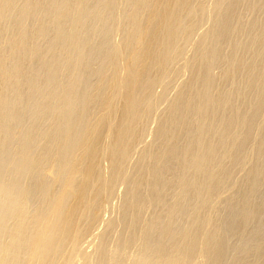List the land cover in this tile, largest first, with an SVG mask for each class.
Masks as SVG:
<instances>
[{
    "label": "bare ground",
    "instance_id": "bare-ground-1",
    "mask_svg": "<svg viewBox=\"0 0 264 264\" xmlns=\"http://www.w3.org/2000/svg\"><path fill=\"white\" fill-rule=\"evenodd\" d=\"M208 1L0 0V264L264 263V0Z\"/></svg>",
    "mask_w": 264,
    "mask_h": 264
},
{
    "label": "rangeland",
    "instance_id": "rangeland-1",
    "mask_svg": "<svg viewBox=\"0 0 264 264\" xmlns=\"http://www.w3.org/2000/svg\"><path fill=\"white\" fill-rule=\"evenodd\" d=\"M206 1H208V0H206ZM214 1H215V0H209L208 3H212V2H214ZM208 20H210V19H207V18H206L205 21H204V24H201V25H200V28L202 27V29H199V28L197 29V31L194 33L195 35L193 36V39H199L198 37L201 36L200 34H202V32L205 31L204 28H205V29L208 28V26H209V23L207 24ZM209 22H210V21H209ZM206 24H207V25H206ZM205 25L207 26V28H206V27H203V26H205ZM198 32H199V33H198ZM117 34H118V33H117ZM117 34L114 35V38H115V36H116ZM196 36H197V37H196ZM117 37H118V38H117ZM117 37L115 38V40L118 41V39H120V35L118 34ZM46 42H48V40H47ZM189 49H190V50H187V55L190 54V53H192L191 48H189ZM190 51H191V52H190ZM179 65H180V64H179ZM215 70L217 71V68H216ZM179 74H180L181 78L185 79V78H186L185 76H186L187 72H185V74H184V72H183V73H179ZM182 75H183V76H182ZM180 76H179V75H176L177 78L174 77V79H175V78H176V79H175V80L173 79V81H172V84H173V85L171 84L172 86L169 88L170 93H169V91L167 90V91H168L167 94H168L169 96H168L167 94H166V95L169 97V100H170V97H171V96H174V95L176 94V93H173V92H176L177 90H179V89H177L178 86L181 87V84H180V83H182V81H181L182 79L180 78ZM178 78H179V79H178ZM174 82H175L176 84H174ZM179 82H180V83H179ZM174 85H175V86H174ZM173 86H174L175 88H173ZM160 88H161V87H159V89H160ZM173 89H175V91H174ZM172 90H173V91H172ZM165 93H166V92H165ZM172 93H173V94H172ZM170 94H171V95H170ZM167 96H166V100H165V98H163V100L160 101L162 105L159 103L161 106H160V105H158V106L161 107V108L158 109V108H159V107H158V108H157L158 110L156 109L157 112H160V111L163 109V107L166 105L167 100H168V99H167ZM171 98H172V97H171ZM164 100H165V101H164ZM162 101H163V103H162ZM164 102H165V105H164ZM163 105H164V106H163ZM157 112H156V113H157ZM156 113H155V114H156ZM158 114H159V113H158ZM156 115H157V114H156ZM153 121H154V120H152L151 123H152ZM155 123H156V122H155ZM155 123H154V124H155ZM154 124H152V125H154ZM152 125L149 126V131H150V132L148 131V134H149V135L146 134V136H147L146 139H147V140L151 138V129L155 126V125H154V126H152ZM151 126H152V128H150ZM260 126H261V125H260ZM260 126H259V127H260ZM259 127H258V129H257V132H258V130H259V132H260V130H261V127H260V129H259ZM263 148H264V146H263ZM263 151H264V149H263ZM263 154H264V152H263ZM134 156L136 157L137 154H136V155L134 154ZM244 169H245V168H244ZM240 170H241V171H240ZM240 170L237 171V172H238V173H237L238 175H240V174H239L240 172H241V173H242V172H243V173L245 172V170L243 171V169H240ZM239 171H240V172H239ZM237 174H236L237 179H238L239 177H241V175L243 176V174H241V175L238 177ZM120 185H121V186H118V187H117L116 192H115V195H114V193L112 194V195L115 196V197L113 198V196H111V198L108 199L109 201H106V202H105V203L109 204V207H108L107 210L112 209V210H113L112 213H111V211H110V212L107 211L109 214H107V212H105V211H106V210H105V208H106L105 205H106V204H105V205H104V210H105V211L103 210V212L106 213L107 215L104 214V213L102 214V216L104 217V219H103L102 217H101L102 219H100V220H101L100 223H102V224H100L99 222H98L97 224H95L94 229H92V230H93V231H92L93 234L91 233L92 235H90V236L88 235V236L86 237V238L89 237L91 241L94 240V239H95V240L97 239V238H92V237H95V235H96V233H98V231H100L101 229H104V228H105V226H104V228H103V224L106 225V222H107L108 220H110V218L112 219V218L114 217L113 219H115V218L121 217V216L123 215V213H122V212H123V211H122V210H123V209H122L123 206L121 207V205H123V204H122V203H123V202H122V201H123L122 196H123V193H124V192H123L124 189H121V188H124V186H123L122 184H120ZM119 190H121V191H119ZM223 193H227V196H224V197H227V198L229 197V193H228V192H225V191H224V192H222V194H223ZM116 195H117V196H116ZM220 195H221V194H220ZM220 195L217 196V197H219V198H217V197L215 196V198H214L213 200H211V201L213 202L214 200L217 201V199H220V201L223 202L224 199H226V198H222L223 195H221L222 197H220ZM118 196H119V197H118ZM221 198H222V200H221ZM112 199H114V200L111 202ZM119 200H120L121 202H120ZM188 200H189V199H187L186 201L183 202V205H186V206H183V205H182L183 208L179 210L180 212H182V210L184 209L183 212H182L181 214H179V213L177 214V216H178L180 219H182V220L180 221V219H177V217H176V220H178L179 222H178V221L176 222V220H175V223H176V224H174V225H175L174 229H175L176 227H178V229H179L178 232H180L181 230L184 229V228H182V226H181L182 229L180 228V226L178 225L179 223H180V224L183 223V225H185V227L187 226L188 222L186 221V222H187V223H186L185 221H183V220H186V218H184L183 216H184V213H186V212L188 211L187 209H189L190 207H193L192 205H194V202H193L192 200H189L190 203H188ZM114 201H115L116 203H115ZM218 201H219V200H218ZM113 202H114V203H113ZM119 202H120V204H119ZM186 203H187L188 205H190V204H192V205H190L189 208H187L188 206H187ZM214 203H215V206L218 205V204H216V202H214ZM111 204H112V205H111ZM117 205H118L119 207H118ZM212 205H213V204H212ZM107 206H108V205H107ZM113 206H114V207H113ZM116 206H117V207H116ZM213 206H214V205H213ZM110 207H111V208H110ZM120 207H121V208H120ZM109 208H110V209H109ZM117 208H118V209H117ZM114 210H116V211H114ZM119 211H120V212H119ZM116 212H118V213H116ZM146 213H147V212H146ZM110 214H111V215H110ZM116 214H117V215H116ZM148 214H149V212H148ZM182 214H183V216H181ZM109 215H110V217H109ZM112 215H113V216H112ZM120 215H121V216H120ZM106 216H108V217H106ZM111 216H112V217H111ZM117 216H118V217H117ZM105 217H106V218H105ZM183 218H184V219H183ZM106 219H107V221H105ZM100 220H99V221H100ZM103 220H104V221H103ZM182 221H183V222H182ZM103 222H104V223H103ZM184 222H185V223H184ZM98 224H100V225L98 226ZM101 225H102V226H101ZM96 226H98V227H96ZM100 226H101V229H100ZM97 228H98V229H97ZM96 229H97V230H96ZM99 229H100V230H99ZM118 229H119V228H118ZM118 229H117V231H116V233H115V236H116V234L118 233ZM95 230H96V231H95ZM175 230H177V228H176ZM207 232H208V231H207ZM207 232H206V233H207ZM94 233H95V235H94ZM89 234H90V233H89ZM89 238H88V239H89ZM88 239H86L87 241L84 240L86 243L88 242L87 244H89V245L86 244L85 246H87V247L89 246V249H88L87 247H86V248H87L88 250H91V249H93V245H91V242H90V240H88ZM231 241L234 242V239H233V240L231 239ZM85 242H84V243H85ZM83 245H84V244H83ZM263 252H264V251H263ZM263 255H264V254H263ZM262 259L264 260L263 257H262ZM262 264H264V263H262Z\"/></svg>",
    "mask_w": 264,
    "mask_h": 264
}]
</instances>
